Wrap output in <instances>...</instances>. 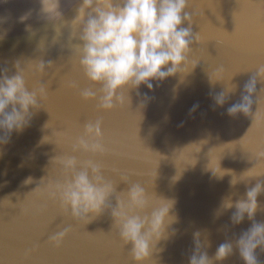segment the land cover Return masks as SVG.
I'll list each match as a JSON object with an SVG mask.
<instances>
[{"label": "water", "instance_id": "water-1", "mask_svg": "<svg viewBox=\"0 0 264 264\" xmlns=\"http://www.w3.org/2000/svg\"><path fill=\"white\" fill-rule=\"evenodd\" d=\"M187 2L192 32L200 34L201 43L192 45L188 63L181 69L186 74L153 80L151 90L143 84L130 89V105L103 112L97 110L95 101L82 100L79 90L68 86L72 81L80 89L90 86L68 46L69 29H62L63 35L53 43L56 34L42 20L39 0H0V69L7 68L11 76L18 60L21 67L39 60L53 62L42 76H33L31 71L27 76L30 87L37 81L48 86V98L43 102L48 111H35L28 127L14 131L10 142L0 145V264H133L131 245L122 246L110 210L83 225L84 221L76 223L65 216L59 202L43 193L49 180L62 178L53 158L71 154L83 124L98 117L103 120L110 151L94 158L104 163L116 191L127 190L128 184L120 180L126 175L142 183L149 194L175 201L170 214L177 220L169 226L168 238L156 245L160 251L151 257L155 264H189L197 231L201 242L205 238L210 242L204 250L213 257L221 243L238 238L251 227L247 215L240 224H232L234 208L219 217L215 213L224 197L232 195L233 201L246 198V190L264 177L232 187L230 174L217 179L207 165L217 175L231 170L239 176L256 165L252 152L264 146V121L253 124L258 99L264 110V94L260 95L264 83L257 82L252 115L227 114V108L241 100L255 67L264 64V0ZM74 3L61 0L67 21L76 14L78 5ZM188 26V22L182 24ZM26 28L35 30V35ZM221 66L224 81L211 82L209 75ZM234 73L231 83L237 85L236 91L223 106L215 105L213 96L224 91ZM194 106L198 107L192 111ZM44 136L46 142L41 143ZM77 155L81 159L91 156ZM28 177L33 182L25 184ZM257 199L264 206V193ZM111 203L116 206L115 197ZM255 220L264 222V211L258 210ZM68 225L73 231L61 246L51 244L49 236ZM255 254L264 264V251L258 247ZM214 264L245 262L234 246L231 256Z\"/></svg>", "mask_w": 264, "mask_h": 264}, {"label": "clouds", "instance_id": "clouds-1", "mask_svg": "<svg viewBox=\"0 0 264 264\" xmlns=\"http://www.w3.org/2000/svg\"><path fill=\"white\" fill-rule=\"evenodd\" d=\"M39 5V14L46 22L45 26L50 25L55 31L53 43L63 35L62 29H69L68 46L90 86L80 89L75 81L68 86L77 88L82 100L95 101L98 111L106 112L130 105V89H138L143 84L151 90L153 80L163 81L177 73L186 74L181 69L188 63L192 45L194 41L201 43L200 34H194L191 29L192 15L186 11L187 0H75L74 5L78 7L70 21L64 19L61 0H39ZM184 22H188L189 26L182 27ZM26 30L35 35L32 28ZM216 42L218 45L221 43ZM52 64V61L45 63L39 60L21 67L18 60L14 65L16 73L11 76L7 74V68L0 69V145L8 144L14 131L22 132L28 127L35 111L41 108L47 110L43 102L48 98V86L37 81L30 87L27 76L31 71L33 76L40 77ZM224 72V67H219L209 75L210 81H224L221 75ZM236 74L229 78L224 91L213 96L215 105L223 106L229 95L236 91L237 85L231 83ZM214 75L220 78L214 80ZM258 81L264 83V64L255 67L253 75L244 85L241 100L227 108L229 116L235 117L238 113L252 115V97ZM261 94H264V88H261ZM257 103L259 107L253 124L264 121L259 99ZM102 125L103 120L99 117L84 123L82 134L73 140L71 154L53 158L60 166L62 178L49 180L43 193L59 202L65 216L76 223L84 221L83 225L110 210L113 227L122 246L131 245L129 255L133 264H155L151 257L154 252L160 251L156 245L161 239L168 238L167 230L177 220L175 215L170 214L175 201L158 197L155 193L149 194L142 183L133 182L126 175L120 176V180L128 184L127 190L116 191L115 181L105 174L104 163L94 158L110 151L105 144ZM44 138L41 143L46 142ZM77 154L91 156L81 159ZM252 156L257 161L256 165L239 176L231 170L217 175L208 165L207 168L217 179L230 174V186L235 187L240 182L264 177V146H257ZM32 182L31 177L24 181L25 184ZM39 187L40 184L31 193ZM261 193H264V180H258L255 186L248 188L246 198L233 201L232 195L224 197L216 210V217L234 208L230 218L232 224H240L247 215L252 221L251 227L238 238L221 243L213 257L204 250L210 247V242L206 238L201 242V232H195V248L189 264L224 261L233 254L234 246L245 264H260L255 253L258 247L264 251V222H257L255 214L258 210L264 211V206L257 199ZM113 197L116 199L115 207L111 203ZM72 231V225L63 227L49 236V242L60 247Z\"/></svg>", "mask_w": 264, "mask_h": 264}]
</instances>
